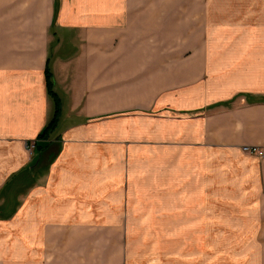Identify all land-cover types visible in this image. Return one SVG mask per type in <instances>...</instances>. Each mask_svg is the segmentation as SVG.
I'll list each match as a JSON object with an SVG mask.
<instances>
[{"label":"crops","instance_id":"1","mask_svg":"<svg viewBox=\"0 0 264 264\" xmlns=\"http://www.w3.org/2000/svg\"><path fill=\"white\" fill-rule=\"evenodd\" d=\"M263 16L0 0V264H264Z\"/></svg>","mask_w":264,"mask_h":264},{"label":"trees","instance_id":"2","mask_svg":"<svg viewBox=\"0 0 264 264\" xmlns=\"http://www.w3.org/2000/svg\"><path fill=\"white\" fill-rule=\"evenodd\" d=\"M45 73V82L47 86V94L53 99V113L50 117V119L47 121V124L43 128V130L36 136L35 141L32 143L33 147L36 146L37 142H44L47 140L50 133L54 130L60 113V107L57 99H55L54 93L51 91V85H52V78L51 73L49 72L48 68L45 67L44 69ZM40 149V145L37 146V150Z\"/></svg>","mask_w":264,"mask_h":264},{"label":"rangeland","instance_id":"3","mask_svg":"<svg viewBox=\"0 0 264 264\" xmlns=\"http://www.w3.org/2000/svg\"><path fill=\"white\" fill-rule=\"evenodd\" d=\"M247 21H254L252 19H247ZM258 21V20H257ZM255 22H239V23H236L232 28L233 29H238L240 26L242 25H248L244 30H241L240 32H253V29L250 27V25H253ZM260 23H264V16L262 17V20L260 21ZM219 28L215 29V33L216 34H219V33H228L229 32V29L227 27H229L228 25H225V26H218ZM241 29V27H240ZM228 103V102H226ZM226 103H219L218 105L220 106H226ZM217 105V106H218ZM244 147V146H241L240 147V150L241 148ZM246 147H255V146H246ZM257 148V147H256ZM261 158V157H260ZM169 166H167V169H169ZM136 174V173H135ZM137 174H140V172H138ZM137 181H141V178L140 177H136L135 178ZM142 204H136L137 207H140Z\"/></svg>","mask_w":264,"mask_h":264},{"label":"built area","instance_id":"4","mask_svg":"<svg viewBox=\"0 0 264 264\" xmlns=\"http://www.w3.org/2000/svg\"><path fill=\"white\" fill-rule=\"evenodd\" d=\"M31 148H32V146H31ZM241 151L243 153L254 155L256 157H262L263 156L262 150H260L259 148H256V147H246V146H244V147L241 148Z\"/></svg>","mask_w":264,"mask_h":264}]
</instances>
